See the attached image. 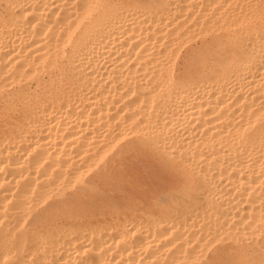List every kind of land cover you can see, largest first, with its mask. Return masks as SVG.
I'll use <instances>...</instances> for the list:
<instances>
[{
    "label": "bare ground",
    "instance_id": "obj_1",
    "mask_svg": "<svg viewBox=\"0 0 264 264\" xmlns=\"http://www.w3.org/2000/svg\"><path fill=\"white\" fill-rule=\"evenodd\" d=\"M0 264H264V0H0Z\"/></svg>",
    "mask_w": 264,
    "mask_h": 264
},
{
    "label": "rangeland",
    "instance_id": "obj_2",
    "mask_svg": "<svg viewBox=\"0 0 264 264\" xmlns=\"http://www.w3.org/2000/svg\"><path fill=\"white\" fill-rule=\"evenodd\" d=\"M135 183L137 184L138 190L137 189L131 190L126 185H124L123 186L124 190L122 191H125V193L129 195H135L139 191V189H143L146 186L145 182L140 181V180L136 181Z\"/></svg>",
    "mask_w": 264,
    "mask_h": 264
}]
</instances>
